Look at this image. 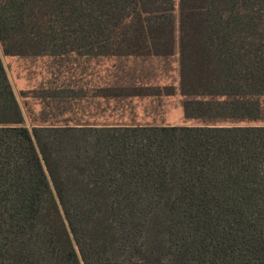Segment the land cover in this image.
Segmentation results:
<instances>
[{"label": "trees", "instance_id": "1", "mask_svg": "<svg viewBox=\"0 0 264 264\" xmlns=\"http://www.w3.org/2000/svg\"><path fill=\"white\" fill-rule=\"evenodd\" d=\"M2 54L177 56L179 80L103 88L101 121L50 87L29 122ZM176 95L192 123L113 118ZM0 264H264V0H0Z\"/></svg>", "mask_w": 264, "mask_h": 264}, {"label": "rangeland", "instance_id": "2", "mask_svg": "<svg viewBox=\"0 0 264 264\" xmlns=\"http://www.w3.org/2000/svg\"><path fill=\"white\" fill-rule=\"evenodd\" d=\"M2 59L17 98L25 108L29 122H32V119L41 120L44 117L42 98L47 88L69 86L70 83L71 85L75 83L74 81H79L81 83L79 85L82 86L86 81L85 73L90 74L91 82L95 81V77L98 75L103 78V81L106 80L110 83L113 82L116 75H124L123 77L130 79L134 76L133 83L147 84L148 82L150 86L177 85L179 80L177 56L170 58L109 57L90 60L76 54H69L64 57H18L2 54ZM87 81L90 80L87 78ZM126 82L128 84L130 80L127 78L125 79ZM131 103V106L128 107L123 103L120 104L119 112H115L113 118L115 120L121 119L125 123L131 121L143 124L179 125L192 123V121L183 119L178 95L163 96L159 99L136 97ZM49 108H51L50 111L53 115L57 114L55 104ZM64 108L67 107L61 105V109L65 110ZM75 109H78V112H75ZM83 110L80 106L74 107L70 111H65L67 114L62 117L66 115L80 117ZM106 117H108V111L102 117L96 116L95 113L92 115L93 120L105 119ZM29 122L28 124H30Z\"/></svg>", "mask_w": 264, "mask_h": 264}, {"label": "crops", "instance_id": "3", "mask_svg": "<svg viewBox=\"0 0 264 264\" xmlns=\"http://www.w3.org/2000/svg\"><path fill=\"white\" fill-rule=\"evenodd\" d=\"M124 75H116L114 76V80L113 82H109V81H103L101 76H96L95 77V81H92V78L90 79V74L85 73V78L86 81L84 84H82L83 88L85 89V93H84V97H83V114H84V118L87 119H92V115L93 113H95L96 116H100L102 117L103 115H105L107 113L106 109L109 108V104L108 101L106 100V98L103 97V93H102V89L105 87H108L109 85H123V86H136V85H145V86H149L148 82L147 84H141L139 82V84L133 83V77H131V79L129 77H123ZM127 76V75H126ZM88 80L90 81H87ZM129 79L130 82L127 84V82L125 83V79ZM132 101L129 100H122L119 104L117 103V108L120 109L121 106H119L120 104H124L125 106H131ZM127 103V104H125ZM81 104V106H82ZM118 109L116 110V112L118 111ZM122 111V110H121ZM119 112V111H118ZM98 120L96 121H101V118H97ZM132 122V121H131Z\"/></svg>", "mask_w": 264, "mask_h": 264}]
</instances>
